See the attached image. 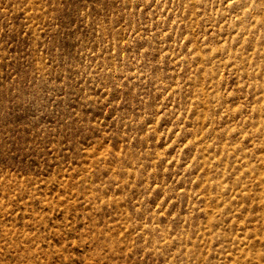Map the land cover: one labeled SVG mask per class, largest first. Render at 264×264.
I'll use <instances>...</instances> for the list:
<instances>
[{"label": "rangeland", "instance_id": "obj_1", "mask_svg": "<svg viewBox=\"0 0 264 264\" xmlns=\"http://www.w3.org/2000/svg\"><path fill=\"white\" fill-rule=\"evenodd\" d=\"M0 264H264V0H0Z\"/></svg>", "mask_w": 264, "mask_h": 264}]
</instances>
